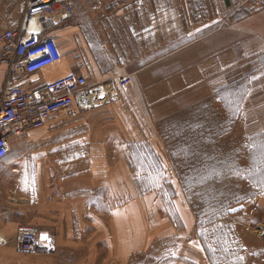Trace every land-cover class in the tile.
I'll list each match as a JSON object with an SVG mask.
<instances>
[{
	"label": "crops",
	"instance_id": "crops-1",
	"mask_svg": "<svg viewBox=\"0 0 264 264\" xmlns=\"http://www.w3.org/2000/svg\"><path fill=\"white\" fill-rule=\"evenodd\" d=\"M57 19L50 35L62 59L38 83L78 73L116 97L11 135L0 163V233L49 229L57 250L4 264H211L180 180H165L174 185L168 195L150 176L144 188L133 169L141 151L167 156L156 120L174 110L178 55L187 58L181 85L197 92L183 105L250 73L242 132H264V0H68ZM7 75L2 62L0 93ZM256 202L264 226V197ZM244 244L254 259L244 264H264V238Z\"/></svg>",
	"mask_w": 264,
	"mask_h": 264
},
{
	"label": "rangeland",
	"instance_id": "rangeland-1",
	"mask_svg": "<svg viewBox=\"0 0 264 264\" xmlns=\"http://www.w3.org/2000/svg\"><path fill=\"white\" fill-rule=\"evenodd\" d=\"M23 1L24 0H0V32L9 27H5L6 25H16L21 19L19 5ZM211 11L212 10L209 12L211 13ZM206 15L208 16L209 14L206 13ZM180 32L179 30L178 33H174V35H176L175 37H181ZM198 34H200V32L190 33L189 36L174 41V44H183L187 42V40L195 38ZM160 52L162 51H158V54ZM176 59V68H174L173 74L174 83L178 86H176L173 91L172 98L174 110L168 116L156 120V127L160 133L162 142L165 144L167 156L163 158L160 155L155 156L152 152L148 153L147 151L137 153L139 154H136V158H138L137 164L139 166L133 169L134 176L138 182L143 184L144 188L146 187L145 183L148 181L147 177L150 176L151 181L154 179V181L158 182L160 191L163 193L166 192L168 195L170 192L174 193L175 190L174 185L165 180L169 178H178L180 180L186 201L191 209L193 210L192 201H197L198 206L202 209L200 215L196 214L194 210L193 212L196 215L197 233L211 264H244L245 257L247 261L250 262L254 260L252 259V252L245 253L246 247L244 243L253 246L256 244L257 240L264 238V234H261L259 231V227L262 224L259 221L260 214L257 210L256 202L257 199L264 197V188H251L254 194L252 199L233 204L224 214H221L219 210H215L217 207L209 210L207 207H203L200 204L202 200L208 197V183L213 178H224L230 181L242 182L244 186L250 182L264 185V149L261 147V145H264V132L252 136H246L242 132L244 120L242 108L250 85V73L237 77L226 86L206 97L183 105L182 103L186 101V99H191L197 92L196 88L188 89L184 87L183 84L181 85V77L183 75L181 68L184 67L182 63L184 61L186 62L187 58H182L178 55ZM208 101L209 106L206 108L207 110L205 109L200 113L201 115L204 117L211 116L213 120H216L219 116H225L226 118L230 117V119H233V124L232 127L229 128L230 130L227 135L221 139V142H219V136H217L215 139L205 138L203 141L197 143L198 145L196 146L202 147L203 154L200 156L199 163L204 162V169L196 173L194 171L189 172L186 177L187 180L189 179L188 182L190 184L202 183V186L197 187L193 193L191 192V194H188L182 184L178 170L181 166L188 164V162L194 161V159L188 156L187 153L182 154L177 152V149H186V147H191L193 149V147L196 146H193L194 143L192 144L191 141H180L177 137L180 131L188 126L189 121L193 120L188 110L195 107L198 103L203 102L206 104L205 102ZM190 124L195 123L191 122ZM212 124L213 122H204L201 125L211 130L213 128L208 127ZM164 134H167L168 138H165ZM226 145L230 146V150L241 151L239 155L235 156V160L233 157L231 158V156L227 159V162H229V164L231 163L229 167H233L236 163L238 166L244 168L238 173L228 169L225 175L221 174V172L211 174L209 170L206 169L209 167L207 161L210 155L207 152L213 147ZM149 156L153 165L151 168L145 165V158ZM210 162L214 161L212 160ZM259 167H263L262 171ZM2 168L3 164L0 165V174ZM190 196L192 199H190ZM176 242L178 243L179 240L176 239ZM249 249L251 248H248L247 251H249ZM20 254L23 255L24 253L18 252L13 246L11 248L2 247L0 248V264H4V259L7 256H17Z\"/></svg>",
	"mask_w": 264,
	"mask_h": 264
},
{
	"label": "built area",
	"instance_id": "built-area-1",
	"mask_svg": "<svg viewBox=\"0 0 264 264\" xmlns=\"http://www.w3.org/2000/svg\"><path fill=\"white\" fill-rule=\"evenodd\" d=\"M67 2L24 0L19 7L20 23L0 32V63L8 64L0 93V163L12 151L15 131L42 127L75 105L87 109L116 97L102 84H90L78 73L38 83V74L62 59L61 47L50 33L58 24L60 7ZM259 228L264 234V226ZM11 242L20 253L50 254L57 250L56 233L34 226L19 227L12 239L0 233V248Z\"/></svg>",
	"mask_w": 264,
	"mask_h": 264
},
{
	"label": "trees",
	"instance_id": "trees-1",
	"mask_svg": "<svg viewBox=\"0 0 264 264\" xmlns=\"http://www.w3.org/2000/svg\"><path fill=\"white\" fill-rule=\"evenodd\" d=\"M210 101V100H209ZM209 101L205 102L206 104L198 103L195 107L189 109L188 111L191 113V117H193V120L189 121L188 126H186L182 131H180L179 136L177 139L180 141H186L188 140L192 142L193 146L198 145L197 143L203 141L205 138H211L215 139V137L219 136V142H221V139L227 135L229 128L232 127L233 119L220 117L216 118V120H213L211 116H203L200 113L208 108ZM230 109V108H229ZM236 109V108H235ZM207 110V109H206ZM209 111V110H208ZM203 116V117H202ZM191 122L195 124H190ZM204 122H213L212 125H210L208 128L213 129H207L206 126L201 125ZM206 127V129H205ZM165 138L167 137V134H164ZM230 146H216L211 148L209 152H207L209 155V160L207 161L209 163V167L206 169L209 170V172L215 173V172H221V174L225 175L228 169L232 172H239L244 167L238 166L236 163L233 167H229L230 164L227 162V159L231 156L234 160L236 159V155H239L241 151L239 150H230ZM191 148V147H190ZM186 147V149H177V152L185 154L187 153L188 156L194 159L192 162H188V164H185L184 166H181L179 168V174L180 178L182 180V184L184 188L186 189V192L188 194L193 193L197 187L202 186V183H195L190 184L187 180L186 175L189 172H199L204 169V162L199 163L200 156H202L203 151L202 147H193V149ZM230 150V151H229ZM205 153V154H207ZM214 162H210V161ZM262 171L263 167H259ZM262 173V172H261ZM218 180V181H217ZM250 186V187H248ZM256 189L260 188L263 189L264 185L260 183H253L250 182L246 186L243 185L242 182L238 181H230L228 179L219 178V179H211V181L208 183V197L200 202V204L203 207H207L209 210H211L214 207L215 210H219L221 214L226 213V210H228L233 204L238 202H245L249 199H252L254 197V194L252 193L251 188ZM190 199L192 197L190 196ZM192 208L194 211H196V214H201V207L198 206L197 201H192Z\"/></svg>",
	"mask_w": 264,
	"mask_h": 264
},
{
	"label": "snow or ice",
	"instance_id": "snow-or-ice-1",
	"mask_svg": "<svg viewBox=\"0 0 264 264\" xmlns=\"http://www.w3.org/2000/svg\"><path fill=\"white\" fill-rule=\"evenodd\" d=\"M262 149H264V145H261ZM118 215V213H115ZM172 255H175V253H172Z\"/></svg>",
	"mask_w": 264,
	"mask_h": 264
}]
</instances>
